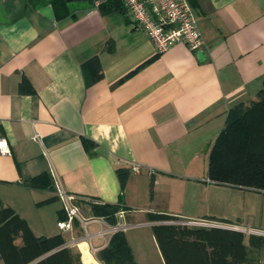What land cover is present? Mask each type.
I'll return each instance as SVG.
<instances>
[{
  "label": "crops",
  "instance_id": "0c3cea01",
  "mask_svg": "<svg viewBox=\"0 0 264 264\" xmlns=\"http://www.w3.org/2000/svg\"><path fill=\"white\" fill-rule=\"evenodd\" d=\"M190 3L203 60L182 43L158 54L109 0L99 8L91 0H0V138L10 149L0 153V204L30 231L13 242L20 253L0 247V264H38L64 249L47 264H104V248L92 250L103 239L89 240L77 220L60 230L67 214L58 188L75 197L82 218H98L93 204H121L138 264L201 263L191 233L164 250L155 236L158 226L210 230L174 223L183 219L232 226L212 229L241 232L245 245L264 236V193L208 177L228 111L263 88L264 0ZM32 179L36 187L26 186ZM55 238L63 242L55 249L36 240Z\"/></svg>",
  "mask_w": 264,
  "mask_h": 264
},
{
  "label": "trees",
  "instance_id": "16d2710c",
  "mask_svg": "<svg viewBox=\"0 0 264 264\" xmlns=\"http://www.w3.org/2000/svg\"><path fill=\"white\" fill-rule=\"evenodd\" d=\"M109 1L115 8L123 7L120 0ZM119 174L123 178L122 173ZM208 177L217 184L264 193V83L256 99L241 103L228 111L225 125L210 153ZM36 181L28 180L25 185L36 187ZM92 206L95 216L105 219L110 224L117 223L116 215L123 210L121 204ZM20 230L30 233L24 220L15 215L10 208L0 204V247L5 253L11 252V248L21 252L22 249L13 245ZM154 233L163 250L165 244L172 245L173 241H176L175 237L191 233V237L200 244L191 247L194 258L201 262L197 264H253L255 259H251L250 255L256 252L264 253V236L251 235L249 245H245L243 233L229 230L190 231L175 226H158ZM36 240L42 244H49L45 246L46 249H55L63 245V242L56 238ZM186 249H183V252H186ZM63 252L65 249L38 264L56 263ZM165 255L167 256L166 252ZM18 257H22V253ZM179 258L183 261L185 259L184 256ZM99 259L104 264H138L124 232H118L112 237L109 245L99 252ZM27 262V258L23 257L20 263Z\"/></svg>",
  "mask_w": 264,
  "mask_h": 264
},
{
  "label": "built area",
  "instance_id": "2783aa9c",
  "mask_svg": "<svg viewBox=\"0 0 264 264\" xmlns=\"http://www.w3.org/2000/svg\"><path fill=\"white\" fill-rule=\"evenodd\" d=\"M95 8H99L106 0H91ZM126 8L132 23L136 29L145 33L153 43L158 54L167 52L177 44H185L191 51L198 52L203 49L205 42L199 29L198 20L190 0H120ZM36 134L34 140H39ZM0 153L10 154V149L3 139L0 138ZM135 173L141 172L139 165L133 166ZM58 197L63 202L67 220L59 222V228L63 232L72 231L74 222L77 220L80 227L87 233L86 237L91 240L98 236L104 240L101 248L93 247V253L107 247L112 237L118 232H124L128 226L122 223L124 211L117 213V223L107 225L102 218H82L79 207L74 203L75 197L61 188L57 190ZM96 202V201H95ZM96 223L99 226L95 234L88 233L87 227ZM176 225L184 227L200 228H231L221 223L211 220L183 219L174 222Z\"/></svg>",
  "mask_w": 264,
  "mask_h": 264
},
{
  "label": "rangeland",
  "instance_id": "374dc122",
  "mask_svg": "<svg viewBox=\"0 0 264 264\" xmlns=\"http://www.w3.org/2000/svg\"><path fill=\"white\" fill-rule=\"evenodd\" d=\"M56 206L59 208L60 203H56L55 204V207H53V208H56ZM226 226H229V225H226ZM229 227H232V226H229ZM250 257H251V259L252 258L255 259V261H253V264H264V253L259 254V253L256 252L254 254H251ZM154 264H160V263L159 262H156Z\"/></svg>",
  "mask_w": 264,
  "mask_h": 264
},
{
  "label": "water",
  "instance_id": "95a60500",
  "mask_svg": "<svg viewBox=\"0 0 264 264\" xmlns=\"http://www.w3.org/2000/svg\"><path fill=\"white\" fill-rule=\"evenodd\" d=\"M198 58L203 60L205 58V52L203 50L198 51Z\"/></svg>",
  "mask_w": 264,
  "mask_h": 264
}]
</instances>
